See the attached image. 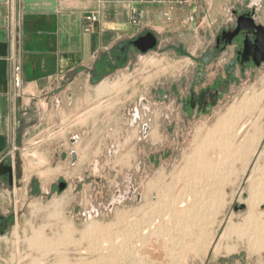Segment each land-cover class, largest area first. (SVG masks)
Returning <instances> with one entry per match:
<instances>
[{
    "label": "rangeland",
    "instance_id": "374dc122",
    "mask_svg": "<svg viewBox=\"0 0 264 264\" xmlns=\"http://www.w3.org/2000/svg\"><path fill=\"white\" fill-rule=\"evenodd\" d=\"M253 5L264 15V0L204 5L203 49L200 23L189 22L183 37L168 39L174 43L168 48L158 38L148 58L131 55L129 72L124 63L116 69L113 85L104 83V91L101 85L84 113L64 117L58 134L41 135L16 151L15 169L25 174L16 187H28V193L15 198L14 221L0 234V264H264V97L253 118L245 116L238 126L248 121L263 126L247 168L245 157L234 161L229 147L211 145L214 139L205 142L231 106L245 97L264 96V68L249 73L201 117L184 116L169 92L172 84L193 78L203 52L230 24L233 10ZM218 65L206 68L203 87L212 82ZM162 94H168V101L160 100ZM91 123L101 132L100 148L87 164L72 166L73 157L86 159L85 144L76 141L87 135L71 130ZM244 137L245 131L235 137L237 145ZM55 139L63 141L45 145ZM60 182L68 185L63 193L57 189ZM253 194L261 201L248 216L247 200ZM250 216L259 219L257 225L247 222ZM65 226L71 237H65Z\"/></svg>",
    "mask_w": 264,
    "mask_h": 264
},
{
    "label": "crops",
    "instance_id": "0c3cea01",
    "mask_svg": "<svg viewBox=\"0 0 264 264\" xmlns=\"http://www.w3.org/2000/svg\"><path fill=\"white\" fill-rule=\"evenodd\" d=\"M213 1L197 0L193 5L171 6L146 0H0V164L5 162L15 167V159L10 152L15 150L16 154L41 135L58 134L64 117L78 118L97 98L101 85V91L106 88L104 83L113 85V73L123 64L117 60L118 46L125 42L153 32L167 43L164 48H168L174 44L168 39L177 34L180 36L190 22L194 25L200 23L198 29L201 27L203 49L205 43L202 41L205 39L202 33L208 27L203 26L206 20L201 25V18H207L203 6L211 5ZM89 16H97L98 20L90 23L87 20ZM130 54L140 56L136 50H131ZM150 55L151 52L141 58L146 59ZM131 62L124 63L125 67L129 65L127 69L124 67V72L130 71ZM17 69H20L19 74ZM121 72L124 73L123 70ZM137 93L136 89L132 92L134 96ZM250 116L253 118V112ZM253 124L244 130L245 139L241 141L247 143L244 150L239 149L241 144L236 143L238 127L229 132L230 137L225 135L230 149L225 138L222 140V131L216 130L218 135L214 131L219 129L217 126L212 131L216 132L214 142L225 141L224 147L229 149L232 158L239 161V157L245 155L248 160L246 165H242L246 168L248 156L255 152L263 138V126L256 122ZM229 129L225 127L226 132ZM71 131L87 135L84 141L72 140L76 144H85L86 148V159L73 157L72 166L80 162L81 165L87 164L86 160L93 158V150L100 148L97 135L101 132L93 123L85 128L75 126ZM216 136L220 139L216 140ZM62 141L55 139L45 145H57ZM241 152L247 154L242 155ZM77 153L73 152L74 155ZM21 178L25 179L24 170L17 172L16 169L13 186L7 178H0V218L16 216L18 205L15 198L19 194L25 197L28 193V187L21 189V184L16 187ZM253 198L261 197L250 196L248 216L251 206L253 211L258 202Z\"/></svg>",
    "mask_w": 264,
    "mask_h": 264
},
{
    "label": "flooded vegetation",
    "instance_id": "af4514ba",
    "mask_svg": "<svg viewBox=\"0 0 264 264\" xmlns=\"http://www.w3.org/2000/svg\"><path fill=\"white\" fill-rule=\"evenodd\" d=\"M255 6L246 10H240V8L233 10L230 24L217 31L211 47L203 52L193 78L189 81L182 79L181 86L172 84L169 88V92L172 94L170 100L176 99L177 104L181 105V112L184 116L197 118L205 115L210 108L219 104L222 97L229 93L233 86L240 85L249 73L253 75L255 71L264 68V49L259 55L256 53L257 40L264 41V33L257 29V27L264 28V15L262 10H258ZM131 55L129 52L126 62ZM119 56L122 57V54ZM226 58V63L222 65V61H225ZM257 59L261 60L260 66H257ZM119 61L126 63L122 60ZM216 63L219 65L214 69L212 82L203 87L204 80H207L206 68ZM168 99V94L160 95L162 102H166ZM61 183L66 182L58 184V191ZM34 185L37 186V183ZM13 218H0V234L6 233L14 221Z\"/></svg>",
    "mask_w": 264,
    "mask_h": 264
},
{
    "label": "bare ground",
    "instance_id": "6f19581e",
    "mask_svg": "<svg viewBox=\"0 0 264 264\" xmlns=\"http://www.w3.org/2000/svg\"><path fill=\"white\" fill-rule=\"evenodd\" d=\"M106 85V84H105ZM117 86V85H116ZM107 88V87H106ZM106 90V89H105ZM264 93V92H263ZM255 95V94H254ZM263 97L264 96H259V95H255L254 97H252V98H247V97H245L239 104V106H237V105H235V106H233V108H230V110L228 111L229 113H226V116H223L222 118L223 119H221L220 120V122H218V125H217V127L219 128V129H217L216 127V129L214 130V131H216V130H219V132H221V134H223L222 136H224V137H222V140L224 139V138H227L225 135H229L230 133L229 132H231V130H233L232 132H234V129H235V127L237 128L239 125H240V123H241V121L243 120L244 121V117L245 116H248V115H251V113L253 112V111H255V108H257V106L259 105V102H262V99H263ZM100 98V97H99ZM232 107V106H231ZM260 118H262V115H261V117H260V115H259V120H260ZM251 119V118H250ZM259 120H257V121H259ZM254 123V122H253ZM249 124H251V121H248V122H246V123H244L243 125H241V127H238L239 129H238V131H237V134L239 135V134H241L246 128H247V126L249 125ZM251 125H253V124H251ZM250 125V128L251 127H253V126H251ZM256 125V124H255ZM262 125V124H261ZM228 127V128H230L227 132H226V130H225V127ZM255 127V126H254ZM234 128V129H233ZM260 129V128H259ZM250 130V129H249ZM236 131V130H235ZM255 131H256V129L253 131L254 133H255ZM217 132V131H216ZM216 132H212V133H209V134H211V135H208V138H207V140L205 141L206 143H207V141L209 140H211L210 142H212V140L215 138V135H216ZM258 132V131H257ZM262 132V131H261ZM218 133V132H217ZM247 133V132H246ZM248 133H249V131H248ZM247 133V134H248ZM235 134H236V132H235ZM247 134H246V137H247ZM251 134H252V131H251ZM250 134V135H251ZM218 135H219V133H218ZM255 135H257V134H255ZM232 136V135H231ZM258 136V135H257ZM229 137H230V135H229ZM249 137V136H248ZM254 137V136H253ZM237 138V137H236ZM252 138V137H251ZM230 139V138H229ZM245 139V138H244ZM243 139V140H244ZM254 139V138H253ZM262 140V139H261ZM208 141V142H209ZM226 141V140H225ZM223 142V141H219V142H217V141H215V142H213V143H211V145H216V146H224V144L223 143H226V142ZM231 141H233L232 139H231ZM230 141V142H231ZM234 142V141H233ZM249 142V141H248ZM259 142H260V140H259ZM205 143V144H206ZM251 143V142H250ZM254 143V142H253ZM252 143V144H253ZM207 144H210V143H207ZM227 144H228V142H227ZM227 144H225V145H227ZM232 144V143H231ZM231 144H230V146H231ZM246 141H243L242 143H241V145L240 146H238L239 147V149H242V150H244L245 149V147H246ZM257 144V143H256ZM203 146V145H202ZM229 146V144L227 145V147ZM234 146V145H233ZM226 147V148H227ZM237 147V148H238ZM251 147V146H250ZM217 148V147H216ZM234 148V147H233ZM236 148V147H235ZM258 148V147H257ZM230 149V148H229ZM229 149H227V150H229ZM232 149V148H231ZM253 149V148H252ZM198 151H200V149H197ZM247 150V149H246ZM233 151H234V149H233ZM232 151V152H233ZM238 151V150H237ZM241 151V150H240ZM256 151V150H255ZM235 152H236V150H235ZM239 152V151H238ZM243 152V151H242ZM241 152V153H242ZM230 153V152H229ZM246 153V152H245ZM245 153H242V155L243 154H245ZM194 154V153H193ZM199 154H201V153H198V158H197V155H194V156H196V158H195V162H196V159H198L197 161H199V158H201V155L199 156ZM232 154V153H231ZM236 154V153H235ZM247 154V153H246ZM249 154V153H248ZM203 155V154H202ZM233 155V154H232ZM236 155H238V153L236 154ZM239 155H240V152H239ZM31 156V155H30ZM193 156V155H192ZM241 156V155H240ZM245 156V155H244ZM244 156H242V158H244ZM254 156V155H253ZM233 157H237V156H233ZM248 157H250V156H248ZM193 158V159H194ZM238 158V157H237ZM241 158V159H242ZM251 158V157H250ZM203 159V158H202ZM239 159H240V157H239ZM245 159L246 158H244V164L246 163V161L248 160V159H246V161H245ZM243 160V159H242ZM234 161H235V159H234ZM236 161H238V160H236ZM241 161V160H240ZM190 162V161H189ZM235 163V162H234ZM201 164V163H200ZM248 164V163H247ZM191 165V163L189 164V166ZM246 165V164H245ZM244 165V166H245ZM191 167V166H190ZM194 168V167H193ZM245 168H246V166H245ZM168 191V190H167ZM252 197V196H251ZM253 199H255V198H253ZM258 199V201H260L261 199H259V198H257ZM257 199H255V200H257ZM159 200V199H158ZM248 201V200H247ZM186 202V201H185ZM251 203H252V201H251ZM253 203H254V201H253ZM185 204V203H184ZM183 204V205H184ZM179 205V204H178ZM183 205H181L182 207H184ZM255 205V204H254ZM181 206H180V208H181ZM253 206H251V208H252ZM188 212V211H187ZM180 213H181V211H180ZM189 213H190V211H189ZM192 213V212H191ZM191 213H190V215H191ZM176 214V213H175ZM177 215V214H176ZM187 215H189V214H187ZM252 221L253 223H254V219L253 218H251L250 217V219H248V221ZM259 220V219H258ZM258 220H255V221H257L256 222V225L258 224ZM251 222V223H252ZM260 222H261V220H260ZM263 222V221H262ZM128 223V222H127ZM249 223V222H248ZM65 224H63V226H64ZM70 225H72V224H70ZM95 226V225H94ZM152 227V226H151ZM257 227V226H256ZM91 228L93 229V226H91ZM91 229V230H92ZM246 229V228H245ZM61 230V229H60ZM64 231H66V233H65V237L67 236V238H68V236L69 237H71L70 235V227L68 228V226H65L64 227ZM75 231V230H74ZM96 231V230H95ZM147 231H149V230H147ZM146 231V232H147ZM60 232H62V231H60ZM70 232V233H69ZM92 232V231H91ZM113 232V231H112ZM57 233H58V230H57ZM145 233V232H144ZM59 234V233H58ZM62 234H63V232H62ZM70 234V235H69ZM61 235V234H60ZM64 235V234H63ZM145 235V234H144ZM147 235V234H146ZM40 235H38L37 236V238L39 237ZM59 236V235H58ZM87 236V235H86ZM41 237V236H40ZM39 237V238H40ZM65 237H63V238H65ZM48 238V237H47ZM66 238V239H67ZM53 239V238H52ZM52 239H50V240H52ZM66 239H62V240H66ZM43 242H46V241H44V240H42ZM52 241H54V240H52ZM57 242H58V239H57ZM34 243V242H33ZM51 243V242H50ZM58 244V243H57ZM45 245V244H44ZM51 245V244H50ZM108 247H109V245H107ZM49 248V247H48ZM104 248V247H103ZM105 249H106V244H105ZM110 249V248H109ZM44 252V251H43ZM58 254V253H57ZM63 254V253H62ZM61 254V255H62ZM60 258V257H59ZM64 259V258H63ZM41 262V261H40ZM43 262V261H42Z\"/></svg>",
    "mask_w": 264,
    "mask_h": 264
},
{
    "label": "water",
    "instance_id": "95a60500",
    "mask_svg": "<svg viewBox=\"0 0 264 264\" xmlns=\"http://www.w3.org/2000/svg\"><path fill=\"white\" fill-rule=\"evenodd\" d=\"M257 29L259 32L264 33L263 27H257ZM158 46L159 40L157 36L153 32H147L145 35L138 37L136 40L127 41L123 45L118 46V54H122V57L118 56L117 60H122L123 62H126L129 56V52H131V50H136L140 55L145 56L149 52L155 51ZM263 49L264 41L258 39L256 42L257 55H259L263 51ZM260 65L261 60L259 61L257 59V66ZM213 104H216V102H213ZM14 172L15 167L12 164H7L5 162L0 164V178H7L11 186H13L14 183ZM66 187V183H61L59 186V191L65 190ZM235 210L238 211L239 208H235ZM240 210H245V206H241Z\"/></svg>",
    "mask_w": 264,
    "mask_h": 264
},
{
    "label": "built area",
    "instance_id": "2783aa9c",
    "mask_svg": "<svg viewBox=\"0 0 264 264\" xmlns=\"http://www.w3.org/2000/svg\"><path fill=\"white\" fill-rule=\"evenodd\" d=\"M147 2L153 3V4H158V5H171V6H175V5H179V6H184V5H193L195 4V2L197 0H146ZM166 17L170 20V15L167 13ZM88 22L93 23L96 22L98 20L97 16H89L87 17ZM191 21H193V17H191L190 19ZM90 29H87V31H89ZM20 69L16 70V73L19 74ZM15 150H13L12 152H10L9 154L11 155L12 159H15Z\"/></svg>",
    "mask_w": 264,
    "mask_h": 264
}]
</instances>
